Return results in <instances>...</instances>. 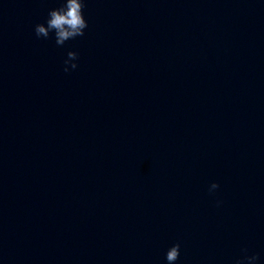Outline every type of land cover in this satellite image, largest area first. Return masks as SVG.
<instances>
[{
	"label": "clouds",
	"instance_id": "clouds-1",
	"mask_svg": "<svg viewBox=\"0 0 264 264\" xmlns=\"http://www.w3.org/2000/svg\"><path fill=\"white\" fill-rule=\"evenodd\" d=\"M84 0H63L58 8L48 11L47 19L44 23L35 25L34 31L37 38H49L54 33L55 43L63 46L66 41L81 37L85 34L88 22L83 14ZM78 59V54L73 51L67 53V59L64 61V71L68 72L69 65L71 69H76L77 64L73 61ZM220 185L213 182L209 186V193H214ZM220 202L218 201L217 204ZM180 244L176 243L170 246L165 253L166 264H176L180 258ZM260 257L257 253H250L247 248L241 249V255L238 256L234 264H258Z\"/></svg>",
	"mask_w": 264,
	"mask_h": 264
}]
</instances>
